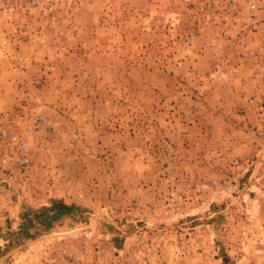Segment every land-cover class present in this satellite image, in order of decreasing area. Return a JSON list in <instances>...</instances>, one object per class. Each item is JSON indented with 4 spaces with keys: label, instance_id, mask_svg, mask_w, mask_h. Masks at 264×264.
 Masks as SVG:
<instances>
[{
    "label": "rangeland",
    "instance_id": "1",
    "mask_svg": "<svg viewBox=\"0 0 264 264\" xmlns=\"http://www.w3.org/2000/svg\"><path fill=\"white\" fill-rule=\"evenodd\" d=\"M209 1L0 0V264H264V0Z\"/></svg>",
    "mask_w": 264,
    "mask_h": 264
},
{
    "label": "built area",
    "instance_id": "2",
    "mask_svg": "<svg viewBox=\"0 0 264 264\" xmlns=\"http://www.w3.org/2000/svg\"><path fill=\"white\" fill-rule=\"evenodd\" d=\"M233 2L235 1L233 0ZM214 3H215V0H210L205 5V9H211ZM250 10L254 11L255 5H252L250 7ZM3 144L9 147V151L11 153H14V151H17L21 155V158L19 160V166L21 167V170H23L24 172H27V169L30 163L29 158H28V152H29L28 143L22 137H19L18 135H15L14 133L9 132L8 130L0 128V146H2ZM6 162H7L6 159H2L0 161V166L2 167L3 165L6 164ZM3 191H4V185L0 183V194ZM54 264H59V263H54Z\"/></svg>",
    "mask_w": 264,
    "mask_h": 264
},
{
    "label": "crops",
    "instance_id": "3",
    "mask_svg": "<svg viewBox=\"0 0 264 264\" xmlns=\"http://www.w3.org/2000/svg\"><path fill=\"white\" fill-rule=\"evenodd\" d=\"M0 53H1V50H0Z\"/></svg>",
    "mask_w": 264,
    "mask_h": 264
}]
</instances>
